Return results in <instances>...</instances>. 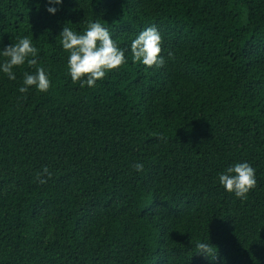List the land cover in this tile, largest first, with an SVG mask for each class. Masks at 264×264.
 <instances>
[{"label":"trees","instance_id":"obj_1","mask_svg":"<svg viewBox=\"0 0 264 264\" xmlns=\"http://www.w3.org/2000/svg\"><path fill=\"white\" fill-rule=\"evenodd\" d=\"M51 6L0 0V63L28 37L50 80L21 93L35 68L0 70V264H264V0ZM97 20L126 62L80 87L59 34ZM153 25L165 63L148 68L130 46ZM238 162L247 199L219 183Z\"/></svg>","mask_w":264,"mask_h":264},{"label":"clouds","instance_id":"obj_2","mask_svg":"<svg viewBox=\"0 0 264 264\" xmlns=\"http://www.w3.org/2000/svg\"><path fill=\"white\" fill-rule=\"evenodd\" d=\"M47 10L55 14L57 8L51 5L62 4L63 0H48ZM60 43L64 50L70 53L68 59V70L74 84L79 83L80 87L87 85L95 87L96 82L105 77L106 72L119 68L126 62L124 49L119 48L111 37L109 30L98 20L87 21V28L84 32L77 33L67 25L59 34ZM162 37L153 25L141 31L132 41L130 50L134 62H142L148 68L153 66L162 67L165 63L161 56ZM5 58L0 63V70L11 80L16 79L13 69L24 65L35 68V71L23 73V86L20 87L21 93H27L30 87H35L40 92H47L50 88L49 76L44 67L38 66V49L33 46L28 37L18 39V42L7 45L2 50ZM171 51L168 52L169 58L173 57ZM159 139H165L160 134ZM136 171H143V164L133 165ZM44 172L48 173L47 167ZM51 176V173H48ZM40 174H37V179ZM41 183L45 182L43 180ZM219 183L236 197L247 199V193L257 185L256 170L249 162H238L229 166L225 172L219 174ZM212 243L197 242L196 253L204 255L206 258L216 260L218 252L212 247Z\"/></svg>","mask_w":264,"mask_h":264}]
</instances>
